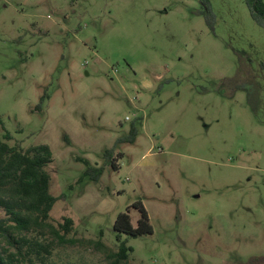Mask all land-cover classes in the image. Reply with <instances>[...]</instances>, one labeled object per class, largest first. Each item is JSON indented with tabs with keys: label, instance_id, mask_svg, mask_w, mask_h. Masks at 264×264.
Here are the masks:
<instances>
[{
	"label": "rangeland",
	"instance_id": "374dc122",
	"mask_svg": "<svg viewBox=\"0 0 264 264\" xmlns=\"http://www.w3.org/2000/svg\"><path fill=\"white\" fill-rule=\"evenodd\" d=\"M0 117L11 144L51 148L49 222L80 241L45 264H113L138 202L153 232L122 235L126 264H264V26L245 0H0Z\"/></svg>",
	"mask_w": 264,
	"mask_h": 264
},
{
	"label": "trees",
	"instance_id": "16d2710c",
	"mask_svg": "<svg viewBox=\"0 0 264 264\" xmlns=\"http://www.w3.org/2000/svg\"><path fill=\"white\" fill-rule=\"evenodd\" d=\"M252 19L264 26V2L262 0H245ZM47 95L42 96L40 107ZM137 128L132 126L129 135L121 138L117 143L135 142ZM13 137L5 129L0 117V209L4 216L0 218V264H45L52 254L55 245H74L78 240L67 239L73 230V221L63 218L58 229L50 222V212L58 201L49 192L50 175L46 168L52 162V150L46 144L22 148L18 144H11ZM112 149L104 152V158L110 159ZM121 157V155L119 156ZM86 166L80 180L91 178L97 181L103 167L96 168L87 160H82ZM112 166L115 168L114 164ZM140 214L137 225L133 226L129 212L120 213L114 223L118 247L116 252H110L101 240H87L95 249L108 253L113 264H126L133 249L122 240V235L139 238L150 235L153 227L143 205H134ZM33 234V236H31ZM46 235L53 236V240L44 241ZM102 235V234H101Z\"/></svg>",
	"mask_w": 264,
	"mask_h": 264
}]
</instances>
